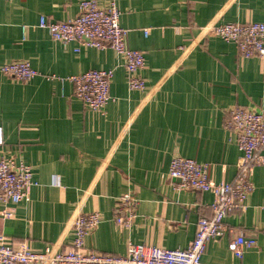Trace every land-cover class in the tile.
I'll list each match as a JSON object with an SVG mask.
<instances>
[{
  "label": "crops",
  "instance_id": "obj_1",
  "mask_svg": "<svg viewBox=\"0 0 264 264\" xmlns=\"http://www.w3.org/2000/svg\"><path fill=\"white\" fill-rule=\"evenodd\" d=\"M81 1L0 0V66L28 61L40 73L27 82L0 74V156L30 166L36 182L28 200L0 204V212L13 211L0 213V238L63 249L74 239L76 213L98 211L103 221L88 249L120 256L129 244L185 250L214 197L180 189L169 177L172 159L206 163L214 183H227L241 152L225 129L226 112L264 113V60L241 58L234 43L204 28L264 23V0H114L127 46L145 56L142 92L130 90L125 61L112 49L65 46L38 28L42 17L74 19ZM90 70L114 72L103 112L73 95L70 78ZM252 183L246 210L226 217L230 231L208 242L202 264H264V163ZM127 192L138 201L129 230L113 221L115 201ZM241 235L256 246L238 258L229 245Z\"/></svg>",
  "mask_w": 264,
  "mask_h": 264
},
{
  "label": "built area",
  "instance_id": "obj_2",
  "mask_svg": "<svg viewBox=\"0 0 264 264\" xmlns=\"http://www.w3.org/2000/svg\"><path fill=\"white\" fill-rule=\"evenodd\" d=\"M120 12L114 0L103 7L97 0H83L77 16L66 22H56L42 17L38 28L45 29L50 37L67 46L77 42L87 47L110 48L125 61L127 82L130 90L144 91L146 81L140 72L145 67L142 51L130 49L126 44L128 31L120 26ZM26 27H23V35ZM148 31H145L147 33ZM204 33L236 45L244 59L258 57L264 60V23L210 24ZM0 74L16 81L27 82L40 75L28 61H13L0 66ZM112 70H90L73 76V95L86 107L103 112L111 100ZM225 129L235 136L241 152L235 177L224 184H216L210 178L209 165L193 159L174 157L169 177L177 181L183 190L210 192L214 200L210 204L211 216L197 222L194 240L185 250H168L146 245L129 244L124 256L103 254L88 249L87 237L102 223L98 211L76 213L71 221L72 243L61 249L57 245L45 249H33L27 241L14 244L0 238V264H202L208 242L220 239L230 229L225 223L228 215L246 210V201L254 188L252 171L264 163V113L251 108L234 107L226 112ZM1 143V131H0ZM33 170L23 162L0 156V204L18 205L29 199L36 185ZM138 201L134 193L127 192L115 201L114 223L129 230L136 218ZM9 207L1 210L5 218L12 217ZM256 246L254 237L238 236L229 245L240 258L246 249Z\"/></svg>",
  "mask_w": 264,
  "mask_h": 264
},
{
  "label": "bare ground",
  "instance_id": "obj_3",
  "mask_svg": "<svg viewBox=\"0 0 264 264\" xmlns=\"http://www.w3.org/2000/svg\"><path fill=\"white\" fill-rule=\"evenodd\" d=\"M14 243V242H13ZM14 244H16V243H14Z\"/></svg>",
  "mask_w": 264,
  "mask_h": 264
}]
</instances>
